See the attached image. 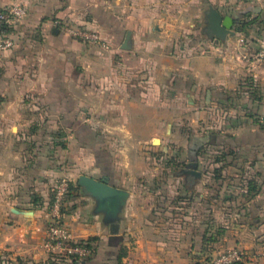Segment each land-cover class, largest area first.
Returning a JSON list of instances; mask_svg holds the SVG:
<instances>
[{"label":"crops","instance_id":"obj_1","mask_svg":"<svg viewBox=\"0 0 264 264\" xmlns=\"http://www.w3.org/2000/svg\"><path fill=\"white\" fill-rule=\"evenodd\" d=\"M15 1L28 13L12 29L15 45L0 50V264L187 262L186 245L171 240L186 234L184 219L169 218L177 228L153 219L161 166L148 159L156 147L170 158L186 150L195 159L202 177L184 175L185 183L196 179L197 218L206 214L211 237L224 239L220 249L260 250L264 60L237 49L246 40L193 51L175 39L174 14L156 0H0V6ZM64 24L98 30L109 47L71 36ZM64 126L72 131L62 133L65 145L46 148L60 140L51 129ZM167 141L185 148L167 149ZM27 142L31 149L22 148ZM82 174L129 192L117 218L98 209L79 183ZM60 179L70 186L57 206ZM56 215L76 239L97 237L90 257L75 261L45 247ZM119 245L126 246L122 258Z\"/></svg>","mask_w":264,"mask_h":264},{"label":"rangeland","instance_id":"obj_2","mask_svg":"<svg viewBox=\"0 0 264 264\" xmlns=\"http://www.w3.org/2000/svg\"><path fill=\"white\" fill-rule=\"evenodd\" d=\"M156 4L159 7H167V9L174 14L173 18L177 23L174 26L176 30L173 31L175 39L179 40L180 45H189L193 51H197L201 45H205L207 47L209 43H212V45H221L226 43V40L229 38H244L246 41L244 43L241 42L242 47H238L237 49L248 50V53H245L246 55H252V57L254 55V57L264 60V58L260 56L261 51L264 49V1L218 0L217 3H214L213 0H156ZM222 4H224V6H222ZM211 5L217 8L223 15L229 14L234 18L236 17L235 15L241 13L240 11H245L246 13L248 12V15L237 20L235 19V24L233 26L235 32L233 34H228L224 39H220L216 37L208 27L207 14ZM179 14H181V16ZM251 42L252 44L249 45L248 43ZM244 47L247 49H243ZM166 48L169 49L170 45H168ZM178 48H180V46ZM29 129L33 130L34 128L29 127ZM96 129L98 131V126H96ZM51 130L54 131L55 136L59 137L60 140L43 143L46 144V148L56 145H59L60 148L63 147L65 143L63 142L64 135L62 133L64 131L68 134L72 132L71 127L67 126L53 127ZM185 132L193 134L195 133V130L193 128L188 129ZM159 142L160 140L157 138L155 143L158 144ZM31 144L32 143L30 142L22 143V148L31 149ZM75 144L81 145L82 143L75 142ZM164 145H167V149L170 148L171 150L185 148V142L181 141H167ZM39 146H41V143H39ZM92 150H95V146L92 148ZM164 151L165 150L162 148L156 147L152 150L150 153V158L148 159L151 166H161L159 172L155 176L159 183H155L158 187H156V191L154 192V197L152 200L155 206L153 211H156V213L154 212L153 219L164 222L161 224V226H171L172 228H177L180 224L177 222H171L169 218L173 216L182 217L184 219V221H182V225L187 229V232L186 234L178 235L176 238L171 240L175 242H181L182 244L186 245L187 262L184 264H214V260L217 259L223 252V250L219 248V242L223 241L224 239H213L211 237V222L207 223L204 221L206 220V214L203 217L197 218V211H199V209H197L196 206V179L189 180V177H187L186 184L184 178V175L190 174L187 172V169L193 167L195 164V159H190V156L186 150L182 154V158H170L169 156L165 155ZM189 163H192L193 165H189ZM170 166L173 168L167 170L166 167L169 168ZM169 174L172 175L170 176ZM206 174L211 177V174L208 171ZM199 176L200 177L198 179L202 177V174ZM169 178H175L171 185L167 184L170 180ZM61 181L62 180L60 179L58 185L55 186V196L58 187L61 186ZM210 181L211 179L206 180L205 183L210 184ZM69 186L70 181H68V187ZM201 219L203 221H199ZM93 245L95 244L93 243ZM119 247V249L122 248L121 251L123 250L120 254L122 258V256L126 254V246L119 245ZM11 261L14 264H17L20 261L29 262L30 260L12 258ZM172 261H175V259ZM115 263L148 264L147 262L123 263V261H118L117 259H115Z\"/></svg>","mask_w":264,"mask_h":264},{"label":"built area","instance_id":"obj_3","mask_svg":"<svg viewBox=\"0 0 264 264\" xmlns=\"http://www.w3.org/2000/svg\"><path fill=\"white\" fill-rule=\"evenodd\" d=\"M28 10L24 2L15 1L5 6H0V50L11 49L15 45V36L12 29L22 23ZM67 32L84 41L93 42L108 48L109 43L102 37L96 29L86 26H73L64 24ZM260 56L264 58V49ZM68 188V180H62L61 186L58 187L55 196V204L60 206L64 199V194ZM45 247L59 256L70 259H85L93 253L92 247L76 239L70 227L56 215L49 228L44 241ZM264 261V244L258 251H249L240 247H231L221 253L214 260V264H262Z\"/></svg>","mask_w":264,"mask_h":264},{"label":"water","instance_id":"obj_4","mask_svg":"<svg viewBox=\"0 0 264 264\" xmlns=\"http://www.w3.org/2000/svg\"><path fill=\"white\" fill-rule=\"evenodd\" d=\"M207 18L208 27L216 37L224 39L228 34L235 32L233 29L235 18L229 14L223 15L212 5L209 8ZM128 41L129 37L123 47L129 46ZM189 165L193 164L189 163ZM187 172L192 175H201V172L196 169V163L192 168L187 169ZM79 183L98 199L97 206L99 210L105 211L113 218L118 217V212L126 203L129 194L126 189L112 184L105 177H94L87 174L80 175Z\"/></svg>","mask_w":264,"mask_h":264},{"label":"trees","instance_id":"obj_5","mask_svg":"<svg viewBox=\"0 0 264 264\" xmlns=\"http://www.w3.org/2000/svg\"><path fill=\"white\" fill-rule=\"evenodd\" d=\"M256 11V10H255ZM241 13H238V15H235L236 17H235V19L237 20V19H240L241 17H243V16H247L248 15V12L246 13L245 11H240ZM201 148V147H200ZM77 185H79L78 184V182H77ZM54 195H55V193H54ZM55 198V197H54ZM97 237H91V238H88V239H80L83 243H86V245L87 246H89V247H92V249H93V251L95 250V248H94V245H93V243H92V241H94L95 239H96ZM90 257V256H89ZM88 258V257H87ZM76 260H78V259H75V261ZM236 264H244L243 262H239V263H236Z\"/></svg>","mask_w":264,"mask_h":264}]
</instances>
